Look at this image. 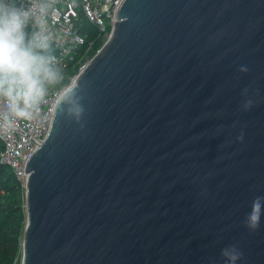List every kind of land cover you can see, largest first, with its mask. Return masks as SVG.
Listing matches in <instances>:
<instances>
[{
	"label": "water",
	"instance_id": "1",
	"mask_svg": "<svg viewBox=\"0 0 264 264\" xmlns=\"http://www.w3.org/2000/svg\"><path fill=\"white\" fill-rule=\"evenodd\" d=\"M69 87L84 111L58 102L28 160L21 264H224L229 245L264 264V214L243 223L264 196V0H123Z\"/></svg>",
	"mask_w": 264,
	"mask_h": 264
},
{
	"label": "clouds",
	"instance_id": "2",
	"mask_svg": "<svg viewBox=\"0 0 264 264\" xmlns=\"http://www.w3.org/2000/svg\"><path fill=\"white\" fill-rule=\"evenodd\" d=\"M59 0H0V131L15 128L18 120H32L40 112L50 92L58 90L59 106L65 114L80 122L83 114L78 87L64 85V72L54 54L55 32L49 20L58 15ZM32 25L31 33L26 32ZM241 72L248 71L242 66ZM248 100L244 108L251 107ZM238 139H243L241 135ZM264 214V196H256L243 223L250 231L260 228ZM224 264H237L243 253L236 245L220 252Z\"/></svg>",
	"mask_w": 264,
	"mask_h": 264
},
{
	"label": "built area",
	"instance_id": "3",
	"mask_svg": "<svg viewBox=\"0 0 264 264\" xmlns=\"http://www.w3.org/2000/svg\"><path fill=\"white\" fill-rule=\"evenodd\" d=\"M122 2L59 0L58 15L54 21L49 20V27L56 34L53 50L62 69L70 65L78 67V72L71 78V84L95 55L93 50L96 40L105 44L110 39ZM16 3L28 6L29 0H16ZM86 20L96 27V39L88 40L87 33L82 32L83 21ZM31 31L32 25L29 24L26 32ZM58 90L50 92L40 112L32 120H18L13 130L0 131V163L9 166L24 187L28 179V160L51 128L55 107L59 102Z\"/></svg>",
	"mask_w": 264,
	"mask_h": 264
},
{
	"label": "trees",
	"instance_id": "4",
	"mask_svg": "<svg viewBox=\"0 0 264 264\" xmlns=\"http://www.w3.org/2000/svg\"><path fill=\"white\" fill-rule=\"evenodd\" d=\"M82 32L87 33L88 40L97 37L96 27L87 20L83 21ZM102 45L96 40L93 55ZM63 72L64 85H69L71 78L78 72V67L70 65ZM25 202V187L22 182L9 166L0 163V264H21L27 220Z\"/></svg>",
	"mask_w": 264,
	"mask_h": 264
}]
</instances>
